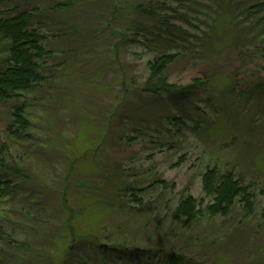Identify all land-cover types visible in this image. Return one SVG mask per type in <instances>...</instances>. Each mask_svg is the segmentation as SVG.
<instances>
[{
    "label": "trees",
    "instance_id": "16d2710c",
    "mask_svg": "<svg viewBox=\"0 0 264 264\" xmlns=\"http://www.w3.org/2000/svg\"><path fill=\"white\" fill-rule=\"evenodd\" d=\"M0 3L12 7L8 15L0 16L3 132L14 141H25L26 149L27 142L32 140V115L35 124L49 128L46 129L49 138L26 153L47 159L64 155L67 164L66 171L57 175L58 183L49 188L41 173L29 174L28 156L13 159L9 144L0 141V206L5 205L1 206L0 216V224L4 222L0 225V245L5 248L0 251V264H66L65 258L69 256L95 257L99 261L84 260L87 264H110L113 259L130 264L144 256L145 260L157 256L156 264H181L184 261L168 254L166 248H170L172 239L190 236L192 226L203 214L209 218L226 217L236 205L241 206L244 218L253 213L252 186L236 178L233 171L206 167L201 175L202 198L196 200L186 194L175 206L165 201L161 207L160 196L146 200L147 195L150 190L165 193L168 184L159 176L149 179L142 176L129 159L132 167L118 161L104 167L95 158L91 170L81 169L90 147L83 145L87 138L82 139V144L68 141L46 117L45 104L39 105L45 92L55 87L60 107L71 108L74 92L68 95L69 86L60 81L53 83L57 72L73 71L76 67L75 75L91 90L100 84V93L106 94L107 86L118 85L122 87L121 99L132 92L161 97L176 114L165 118L166 127L152 129L149 142L159 151L178 150V139L185 128L196 135L204 128L199 121L193 122V126L186 123L191 118L188 104L196 92H203L206 84L203 79L194 78L182 86L170 83L166 76V70L182 54L178 37L188 35L187 14L173 8V0H0ZM23 4L27 5L22 8ZM260 12H264V1L244 7L239 14L245 19L238 38H246L248 31L250 37L255 36L251 41H236L242 46L235 48L241 64L233 68L235 73L227 93L235 95L237 102L264 96V33L259 29L261 25L264 29V17L250 20ZM49 39L52 47L47 46ZM132 46L155 53L147 62L142 85L128 75V66L123 63L122 55H128ZM211 47L215 49V44ZM112 63L119 68L118 80L101 84L100 72ZM243 82L247 86L240 88ZM71 85L76 89L78 81ZM190 105L198 109L193 103ZM32 108L34 113H30ZM85 109L79 110L85 114ZM87 126L92 127V122ZM184 161L185 156H181L177 165ZM57 184L62 185L61 189ZM123 214L128 218L123 219ZM131 217L137 219L138 229L165 230L162 240L166 243L158 254L152 255L151 240L147 243L127 234ZM193 236L195 241L199 240ZM29 237L35 238V242ZM203 237L207 238L206 234ZM79 245L81 248L75 249ZM254 264H264V259Z\"/></svg>",
    "mask_w": 264,
    "mask_h": 264
},
{
    "label": "rangeland",
    "instance_id": "374dc122",
    "mask_svg": "<svg viewBox=\"0 0 264 264\" xmlns=\"http://www.w3.org/2000/svg\"><path fill=\"white\" fill-rule=\"evenodd\" d=\"M260 1L264 0H173L172 7L187 14L188 35L178 37L177 45L182 54L166 70V76L170 83L182 86L190 84L194 78H201L206 84L203 92H196L191 99V103L198 109L191 108V103L188 104L191 118L186 123L193 126V122L199 121L204 128L197 131V135L185 128L178 139L176 151H159V148L149 142L153 137L152 129L166 127L165 118L176 114L161 97L132 92L121 99L122 90L119 89L122 87L118 85L107 86L106 94L103 91L100 93V84L91 90V87H85L86 82L75 75V67L73 71L68 69L66 72H57L53 83L60 81L66 87L69 86L68 95L74 92L71 108L60 107L55 87L46 91L44 99L38 101L39 105L45 104L46 117L54 123L53 126L59 128L61 136L80 144L82 139L87 138V143L83 145L90 147L87 148L89 151L81 163V169L91 170L96 164V158L104 167L118 161L128 166L134 165L136 171L148 179L159 176L168 184L166 192L158 194V191L150 190L146 200L160 196L158 204L161 207L165 201L175 206L186 194H191L196 200L202 198L201 175L206 167H217L220 172L233 171L236 178L252 186L254 210L250 216L244 218V211L239 205L226 217L209 218L207 214H203L205 216L192 226L190 236H179L178 239L171 240L170 248H166V251L183 260L184 263L181 264H254L264 259V96L253 97L254 99L249 97L237 102L235 95L227 93L230 79L235 73L233 68L241 64L240 61L238 63L235 48L239 46L242 49V46L236 41H251L255 36L250 37L248 31L246 38H238L245 19V16L240 17L239 14H242L240 12L244 7ZM11 8L0 3V16L8 15ZM261 17H264V12L253 14L250 20L256 21ZM259 29L262 30L260 33H264L262 25ZM51 43L49 39L47 46L52 47ZM212 43L215 44V49L211 47ZM130 51L128 55H122L123 63L128 66V75L142 85L147 74V62L155 53L134 46ZM118 77L119 68L116 63L108 64L99 76L100 83L105 85L114 79L118 80ZM238 78H241L240 75ZM75 81H78V86L74 85L76 89L71 85ZM246 86L247 83L243 82L239 87ZM217 95L219 96L215 100ZM82 108H86L85 114L79 110ZM31 112L34 113L35 108ZM31 121L32 140L27 142L26 149L25 141H14L5 136L3 122H0V141L9 144L13 159L28 156L29 174L35 176L41 173L45 185L54 188V184L58 183L57 175L66 171L65 156L55 155L47 159L26 153L32 148L35 150V147L41 146L49 138L47 126L35 124L32 115ZM91 122L92 127L87 126ZM131 138L136 139L128 141ZM181 156H185V161L177 165ZM57 187L61 189L62 185L57 184ZM41 191L45 193L44 190ZM45 195L42 194L43 197ZM49 196V201L54 202ZM1 206L0 216L3 214ZM122 218L127 219L128 215L123 214ZM129 220L131 228L127 234L147 243L151 240L152 255L158 254L160 247H164L163 244L166 243L164 238L162 240L165 230L138 229L137 219L131 217ZM1 223L4 224L2 221ZM192 234L198 236L199 240L195 241ZM201 234H206L207 238L203 235L201 237ZM29 239L35 242V238ZM1 248L5 249L0 245V251H4ZM78 248L81 245L75 249ZM156 257L145 260L144 256L139 262L134 260L130 264H156ZM88 259L94 263L99 262L95 257L81 256L66 257L65 262L87 264L84 260ZM119 261L113 259L109 263L122 264Z\"/></svg>",
    "mask_w": 264,
    "mask_h": 264
}]
</instances>
